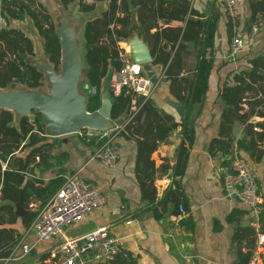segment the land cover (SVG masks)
<instances>
[{
    "label": "crops",
    "instance_id": "obj_1",
    "mask_svg": "<svg viewBox=\"0 0 264 264\" xmlns=\"http://www.w3.org/2000/svg\"><path fill=\"white\" fill-rule=\"evenodd\" d=\"M78 1L64 5L62 0H36L37 5L41 4L50 13L55 30L63 26L68 27V32L76 30L83 71L85 69L84 26L89 20L99 17L108 9V0L96 3L95 11L89 14L80 12ZM169 1L170 11L187 7L188 14L183 22L160 20L158 22L160 29L179 28L184 32L189 19L202 20L215 24L216 35L212 56H208L213 60V68L208 90L201 103L186 106L188 91L185 82L194 79L197 68V47L194 41L188 40L194 43L193 52H188L184 45L186 48L183 56L184 69L178 77L177 86L182 88L183 100L174 96L171 82L163 76L161 67L152 66L157 81H152L154 86L148 100L158 112L172 117L177 125L151 155L155 176L154 203L151 204L143 198L135 172L136 142L143 138L142 123L131 135L127 134L129 140L122 136V133L113 136L111 144L120 157L114 169L106 168L94 159L98 149L94 144L85 143L75 136L46 137V143L52 145V155L61 158V163L50 161L54 164V168L43 173L35 169V177L47 182L60 174V171H63L64 177L68 174H76L87 184L100 189L105 197L106 202L102 207L81 222L65 229L66 238L76 240L98 228L107 227L110 233L120 240L124 252L136 264H244L246 257L256 247V230L252 226L249 208L225 196L223 180L230 170L231 159L239 156L254 172L264 200V144L257 143L258 152L251 153L247 150L248 140L245 139V127L250 124L254 132L260 133L262 128L259 126L264 124V118L253 116L246 125L236 123L232 126L231 152L228 155L213 149L212 145L216 140L225 139L221 138L223 114L226 110L221 92L224 84L231 80V74L253 70L264 75V21L259 19L258 31L254 32L255 24L250 23L251 4L257 0H239V16L236 19L229 17L221 0ZM134 18L137 21V17ZM14 26L23 28L34 42L36 55L33 59L39 63L48 61L43 53L40 39L29 20ZM155 32L154 29L152 33ZM234 36H240L245 42V47L237 61L232 63L228 55ZM119 47L125 52L124 58L133 62L130 47L125 42L119 43ZM167 50H170L169 45ZM256 59L261 60L260 68H254L251 64L252 60ZM48 64L51 65L49 62ZM109 82L110 80L106 79L103 83L104 94L109 91ZM44 85L42 90H46V83ZM248 97L250 98L247 100L251 102L252 96L248 95ZM135 108L134 106L131 112H125L117 120L111 121V125L114 127L123 124L128 115L136 111ZM242 108L240 115L249 113L250 108L247 104L242 105ZM187 120L192 124L195 138L193 145L188 148L186 166L181 173L176 170V165L184 139L182 124ZM185 146L188 147V143ZM63 156L66 157L62 159ZM4 164L0 161L3 170L7 167ZM27 178L32 179L34 176L27 175ZM31 203L37 204L36 210L46 204L36 196L31 197L27 204L23 201L24 210L28 212L23 217L17 216L16 204L14 215L17 221L13 224L4 222L2 226L8 231L13 230L14 238L19 239V242L34 241L33 236L28 232L30 227L26 230L24 226L27 215H36V210L29 209ZM3 204L8 203L2 201L0 190V207ZM180 206L184 208L185 218L182 222H176L175 217L180 213ZM234 212L241 213L237 216L238 224L228 222V218ZM1 217H4L5 221L10 220L8 212H1ZM240 227L252 230L255 234L254 241L245 240L242 243L233 241L234 234ZM260 232L264 233V209L261 214ZM60 240L62 239L39 244L24 260L11 263L0 260V264H42V258L48 259L51 252L60 245ZM13 249L7 250L10 256ZM121 260L125 259L117 258L111 262L99 263L122 264Z\"/></svg>",
    "mask_w": 264,
    "mask_h": 264
},
{
    "label": "trees",
    "instance_id": "obj_2",
    "mask_svg": "<svg viewBox=\"0 0 264 264\" xmlns=\"http://www.w3.org/2000/svg\"><path fill=\"white\" fill-rule=\"evenodd\" d=\"M76 2V0H62L64 5ZM169 0H108V9L94 19L89 20L83 31L84 38V66L82 77L85 85H88L87 112L96 113L103 100V83L109 72H119L124 63L120 57L119 43L130 38L134 30L133 19L136 16L139 24L138 33L148 44L152 55V66L161 67L163 76L171 82L172 93L178 99L181 97L182 88L178 83V77L184 69L183 56L185 54L184 41H194L197 47V68L192 81H186L188 99L186 106L201 103L207 90L209 77L213 68L212 56L214 39L216 35L215 24L211 21L191 20L186 24L182 32L179 28L160 29V20L183 22L188 14V8L170 11ZM81 13H93L96 4L89 6L81 0L77 2ZM251 24H257L259 19L264 21V0H257L251 4ZM0 17L5 18L8 27L0 31V91L37 90L43 88L44 74L42 71L29 65L20 59V54L27 58H34L36 46L23 28L14 26L22 21L29 20L34 27L37 37L42 44V50L48 62L56 72L60 69L61 46L55 33V25L50 13L36 0H10L0 5ZM155 33H152L153 30ZM164 44L170 46V50L163 48ZM254 68H260L261 60L251 62ZM231 80L227 81L222 89L221 98L226 105L223 114L221 138L215 141L213 149L228 155L231 152L230 133L236 123L246 125L251 117L264 118V75L253 70L231 74ZM17 81V82H16ZM184 81V80H181ZM95 89L96 94H91ZM186 88H183V90ZM108 95L113 104L110 119L117 120L125 112H131L135 106L136 111L131 113V122L127 126V132L131 135L141 123L144 125L143 138L136 142V167L135 172L140 183L143 198L149 203H154V163L151 155L156 151L159 143L164 142L170 133L176 128L172 117L158 112L149 100L136 97L133 92L125 90L119 97H114L109 91ZM252 96V101H248ZM118 98V99H117ZM250 108L248 114L240 115L242 105ZM22 117L18 125L9 127L14 123V114L0 110V161L8 162L5 170L0 165V190L2 201L1 212H8L10 220L0 218V260L8 259L7 251L16 246L19 239L14 238L13 230L2 228L4 222L13 224L17 221L14 215V205L23 193L25 204L31 197L36 196L43 203H47L64 186L63 171L55 175L47 182L35 177V169L47 172L54 168L50 161L61 163V158L52 155V145L47 144L44 136V126L41 116ZM183 143L179 149V159L176 170L183 173L188 157V148L193 145L195 138L194 129L189 120L183 124ZM262 132H254L252 125L245 127V139L248 140L247 150L251 153L258 152L257 143L264 144V124H260ZM20 131H18V129ZM43 135V136H40ZM127 140L128 135L122 134ZM188 143V147H186ZM101 142L97 147H99ZM93 145V143H92ZM23 155H20V154ZM66 156H63L65 158ZM38 159V160H37ZM180 170V171H179ZM27 175L34 178L28 179ZM42 188V190H41ZM240 212H234L228 218L229 223L238 224L237 216ZM35 214H29L24 219L26 230L31 226ZM255 234L252 230L238 228L233 241L242 243L245 240L254 241ZM252 253V252H251ZM251 253L246 257L244 264L249 262ZM46 258H42L44 262ZM122 261V260H121ZM102 264V263H98ZM122 264H136L131 258L122 261Z\"/></svg>",
    "mask_w": 264,
    "mask_h": 264
},
{
    "label": "built area",
    "instance_id": "obj_3",
    "mask_svg": "<svg viewBox=\"0 0 264 264\" xmlns=\"http://www.w3.org/2000/svg\"><path fill=\"white\" fill-rule=\"evenodd\" d=\"M4 1L10 0H0V5ZM81 1L89 6L97 3L96 0ZM221 2L231 19H236L239 16V0H221ZM7 27L5 18L0 17V31ZM253 31H258L257 24L253 25ZM244 47V40L240 36H234L231 40L228 59L235 63ZM124 53V50L121 49L120 57L124 65L119 72L112 75L109 92L114 97H119L125 90L128 93L133 92L138 98L148 100L154 86L152 80L144 75L140 64L127 61L124 58ZM91 94H96V90L92 89ZM131 120V115H128L123 124L114 126L110 130L85 129L70 136H75L85 143H93L96 146L103 142L96 150L94 159L104 167L114 169L120 157L112 146L111 140L114 135L128 134L126 128ZM44 136L46 137V134ZM4 163L6 166L8 162ZM64 178V186L41 209L36 210V203L29 204L30 210H36V215L28 231L34 241L17 243L12 250V255L4 260L5 263L26 258L39 244L60 238L64 240L63 243L51 252L50 257L42 264H93L101 261L111 262L117 258H128L120 240L114 237L107 227L98 228L76 240L66 238L65 229L84 220L102 207L106 200L100 189L87 184L76 174H68ZM223 189L227 198L238 201L249 208L252 226L256 230V247L247 264H264V233L260 232L264 200L254 172L243 158L234 156L231 159L230 170L224 176ZM179 211V215L175 217L176 222H182L185 218L182 206Z\"/></svg>",
    "mask_w": 264,
    "mask_h": 264
},
{
    "label": "water",
    "instance_id": "obj_4",
    "mask_svg": "<svg viewBox=\"0 0 264 264\" xmlns=\"http://www.w3.org/2000/svg\"><path fill=\"white\" fill-rule=\"evenodd\" d=\"M96 2L103 3L105 0H96ZM132 28L134 30L133 35L125 40V43L130 47L131 58L135 64L142 66L148 78L156 82L151 51L138 33V23L135 18ZM68 31L67 26L55 30L61 46L60 75H57L48 61L39 63L33 58H27L25 54H20L21 60H25L27 64L42 71L44 74L43 82L48 81L50 86L47 87L46 91L42 89L0 91V110L15 114L14 123L10 124L9 127H13L16 123L18 125L22 117L27 116L34 120V115H40L46 137L49 138L67 137L85 129L105 131L113 128L110 119L113 100L109 98L108 93L103 95L102 105L96 113L87 112L88 93L82 97L79 90L83 71L76 30ZM183 45L187 47L188 52L194 51L193 42L184 41ZM163 48L167 50L168 44H164ZM112 75L113 73L110 71L107 80H111ZM83 85L84 90L88 92L89 88L88 85H85V81H83ZM17 129L20 131L19 128ZM16 209L17 216L23 217L28 214L23 207L22 193ZM63 241V239L60 240L59 244Z\"/></svg>",
    "mask_w": 264,
    "mask_h": 264
},
{
    "label": "rangeland",
    "instance_id": "obj_5",
    "mask_svg": "<svg viewBox=\"0 0 264 264\" xmlns=\"http://www.w3.org/2000/svg\"><path fill=\"white\" fill-rule=\"evenodd\" d=\"M56 73H57V75H60L61 71L59 70V72H56ZM83 80H84V78L81 77V78H80V82H79V90H80V94H81V96H82V97H85L86 94H87L88 92H86V91L84 90ZM46 86H47V87L50 86L49 83H48V81L46 82ZM47 87H46V89H47ZM19 90H22V89L17 88V89H15L14 91H19ZM44 91H46V90H44ZM32 114H33V113H32ZM24 259H25V258H23L22 260H24Z\"/></svg>",
    "mask_w": 264,
    "mask_h": 264
}]
</instances>
